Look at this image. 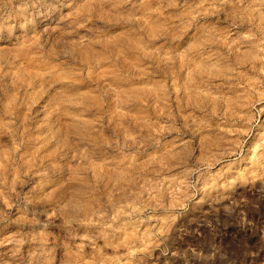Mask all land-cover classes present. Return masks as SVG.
<instances>
[{"label":"clouds","instance_id":"obj_1","mask_svg":"<svg viewBox=\"0 0 264 264\" xmlns=\"http://www.w3.org/2000/svg\"><path fill=\"white\" fill-rule=\"evenodd\" d=\"M0 264H264V0H0Z\"/></svg>","mask_w":264,"mask_h":264},{"label":"rangeland","instance_id":"obj_2","mask_svg":"<svg viewBox=\"0 0 264 264\" xmlns=\"http://www.w3.org/2000/svg\"><path fill=\"white\" fill-rule=\"evenodd\" d=\"M29 71H35V72H39V69H30ZM46 99H47V97H45L44 98V100H41L40 101V105H42V104H44L45 103V101H46ZM40 105H37V108H39L40 107ZM41 151H43V150H41ZM155 255H159V252H157ZM161 259L163 260V257H161Z\"/></svg>","mask_w":264,"mask_h":264}]
</instances>
